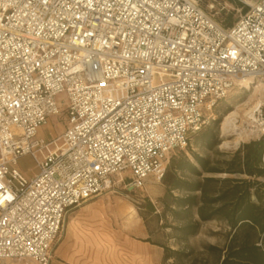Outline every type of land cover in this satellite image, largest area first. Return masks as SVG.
I'll use <instances>...</instances> for the list:
<instances>
[{
  "label": "built area",
  "instance_id": "1",
  "mask_svg": "<svg viewBox=\"0 0 264 264\" xmlns=\"http://www.w3.org/2000/svg\"><path fill=\"white\" fill-rule=\"evenodd\" d=\"M233 1L223 27L199 0H0V264H49L73 208L160 182L246 81L260 82L264 133V0ZM60 113L64 132L40 136ZM27 154L30 177L13 167Z\"/></svg>",
  "mask_w": 264,
  "mask_h": 264
},
{
  "label": "trees",
  "instance_id": "2",
  "mask_svg": "<svg viewBox=\"0 0 264 264\" xmlns=\"http://www.w3.org/2000/svg\"><path fill=\"white\" fill-rule=\"evenodd\" d=\"M236 19L227 14L220 24L230 27ZM220 120L217 116L202 125L191 134L186 150L170 154L160 180L164 186L160 210L147 198L136 206L148 231L145 240L163 250L162 264H207L188 240L213 220L227 230L222 246H204L214 253L212 264H264V133L231 152H219ZM146 216L159 223L155 231H168L165 238L172 244L150 238Z\"/></svg>",
  "mask_w": 264,
  "mask_h": 264
},
{
  "label": "rangeland",
  "instance_id": "3",
  "mask_svg": "<svg viewBox=\"0 0 264 264\" xmlns=\"http://www.w3.org/2000/svg\"><path fill=\"white\" fill-rule=\"evenodd\" d=\"M199 4L205 12H207L219 23L227 14H230L233 19H235L237 16V6H235L229 0H199ZM251 94L252 92L249 91L245 86L238 85L233 87L225 98L217 101L212 109L205 113L204 124H208V122L217 116L222 117L226 111L231 109L235 104L247 100ZM252 98H261V92L253 94ZM57 102L60 112H62L67 102L66 92H62L57 96ZM253 124H255L256 135L245 141L256 138L261 132V126L258 124V121L254 122ZM66 127V116L63 117L62 113H60L59 115L50 116L47 123L44 126L39 127L38 134L46 140H50L63 133ZM233 137V135L228 137L221 136L218 129L219 144L216 146V149L219 152H231L235 150L240 143L245 142L241 141L236 146L233 143H229L228 146H221V143L224 139L232 141ZM57 143L60 142L58 141ZM53 146L54 145L51 144L50 148ZM191 146L193 150L205 154L203 150L198 149L194 146V144H191ZM184 150H186V148ZM13 167H15L25 177H30L37 171L35 161L29 154L19 156L16 160V164L13 165ZM125 183V181L116 182L111 190L86 200L79 206L73 208L66 218L72 216L76 209H78L81 205L96 199V209L100 211L101 215L99 217L101 220L100 225L104 230L110 231V238L112 241L116 240V237L118 236V230L123 228V225L126 226L127 224V229L136 231L138 225H135L133 220H130L134 216L139 215L136 206L138 204L144 203V200L147 198L159 211L160 207L158 199L164 193V186L161 182L152 181L151 178L146 179V182L142 188L133 190H126L124 187ZM131 207L135 210V212L132 214L130 213ZM146 217L148 228L151 231L150 238L152 240L163 241L167 242L168 244H172L171 240H166L165 238L166 234H168V231H155V228L159 223H157L153 217ZM226 230V227L222 223L212 221L205 222L202 224L199 232L188 240V243L190 246L194 247L197 256L202 259H207V264H212L215 260L214 253L207 251L204 246L207 244H217L222 246L225 242L224 235ZM16 262L17 264H33L27 260H17Z\"/></svg>",
  "mask_w": 264,
  "mask_h": 264
},
{
  "label": "crops",
  "instance_id": "4",
  "mask_svg": "<svg viewBox=\"0 0 264 264\" xmlns=\"http://www.w3.org/2000/svg\"><path fill=\"white\" fill-rule=\"evenodd\" d=\"M96 203V199L85 203L66 218L49 264H162L163 250L145 240L148 231L139 215L130 219L138 225L136 231L123 225L112 241L110 231L100 225Z\"/></svg>",
  "mask_w": 264,
  "mask_h": 264
},
{
  "label": "bare ground",
  "instance_id": "5",
  "mask_svg": "<svg viewBox=\"0 0 264 264\" xmlns=\"http://www.w3.org/2000/svg\"><path fill=\"white\" fill-rule=\"evenodd\" d=\"M253 94L260 92L259 81H246L244 85ZM250 95V96H251ZM235 104L231 109L226 111L219 122L218 129L221 136L228 137L233 135V140H223L221 146H228L229 143H233L235 146L241 141H245L252 136L256 135L255 131V115L254 111L260 104V98L254 99L252 96ZM135 210L131 207L130 213L132 214Z\"/></svg>",
  "mask_w": 264,
  "mask_h": 264
}]
</instances>
